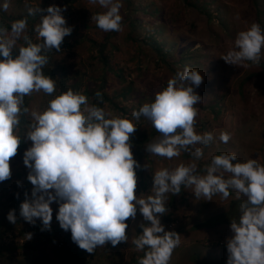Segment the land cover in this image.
Returning a JSON list of instances; mask_svg holds the SVG:
<instances>
[{
    "label": "clouds",
    "instance_id": "1",
    "mask_svg": "<svg viewBox=\"0 0 264 264\" xmlns=\"http://www.w3.org/2000/svg\"><path fill=\"white\" fill-rule=\"evenodd\" d=\"M106 11L92 16L98 28L105 32L122 31L121 8L123 0H88ZM8 0L0 8L7 10ZM46 11L35 31L42 43H33L27 35V19L11 24L10 31L0 26V182L12 175L10 160L15 157L22 142L18 134L20 116L29 113L23 107L24 97L33 92H55V81L44 75L48 64L45 54L60 50L64 38L73 31L66 26L58 5L46 10L29 8V15ZM23 35L27 46L13 55L16 41ZM264 53V28L259 23L239 31L234 46L221 58L229 65L246 66V61L259 62ZM203 76L196 69L185 68L170 78L167 86L156 93L154 100L144 103L132 117L148 119L161 134L158 141L147 144L153 155L171 159L181 150L190 151L196 145H208L211 132L198 134L194 129L196 105L202 97L195 91ZM100 96V93H96ZM33 123L26 138L31 147L23 155L29 169L27 180L33 188L20 204L19 215L35 225L40 220L41 230H50L54 202L58 204L56 220L72 241L82 250L93 253L99 246L111 243L113 247L127 242L128 219L143 216L141 234L134 239L137 249H147L139 264H169L173 251L180 245V235L167 231L161 216L167 212V194L177 195L182 186L190 188L197 199L212 200L221 194L224 199L230 190L243 194L240 217L230 224L233 235L227 240V264H264V165L255 159L239 162L235 153L212 157L199 174L196 163L180 164L173 170L162 168L153 174L151 194L137 196V169L131 135L137 127L133 120L111 117L101 107L89 106L87 97L68 90L49 101L45 111H31ZM220 141L227 143L230 135L222 132ZM194 156H203L200 147ZM225 173L230 174L225 178ZM18 186L23 187L20 181ZM19 193H17V198ZM10 223L17 222L16 210L7 214ZM28 239L32 234L28 233Z\"/></svg>",
    "mask_w": 264,
    "mask_h": 264
},
{
    "label": "rangeland",
    "instance_id": "2",
    "mask_svg": "<svg viewBox=\"0 0 264 264\" xmlns=\"http://www.w3.org/2000/svg\"><path fill=\"white\" fill-rule=\"evenodd\" d=\"M163 2L123 0L120 32H105L98 28L92 16L106 10L89 4L88 0H8V9L0 8V26L10 31L14 21L27 19L23 35L33 43L41 40L35 27L47 12H36L37 16H30L28 9L46 10L51 5L65 8L62 15L66 26L72 27L73 31L64 38L60 50L55 52V58L48 65L66 69L68 85H76L72 91L85 95L89 106L93 105L95 98L98 104L103 99L104 96H97V92L106 93L109 101H103L101 108L113 118H122L123 113L117 106L126 108L128 115H132L144 103L152 102L156 93L163 90L177 72L188 68L201 73L203 82L195 91L203 99L197 104L199 110L194 129L198 134H213L214 138L208 145L198 144L190 151L181 150L178 157L171 159L153 155L147 152L146 146L158 141L161 134L148 119L141 117L136 121L132 118L137 129L129 142L134 158L141 165L137 169V186L141 181L147 186L146 189L139 187L141 191L136 193L142 197L151 194L153 174L162 168L173 170L180 164L196 163L198 173L204 174L212 157L222 153H235L239 162L255 159L264 165V53L259 62L246 61V66L229 65L221 58L234 46L239 31L248 29L254 22L264 28V0H194V3L206 5V10L199 13L192 12V7L185 0L168 1L171 3L166 6ZM257 9L261 11L259 17L254 12ZM178 12L180 17L175 18ZM164 14L178 20V24H172L173 28L181 26L172 35L162 29L163 22L157 19ZM210 29L215 33L212 34ZM23 35L16 41L14 55H18L20 47L27 46ZM106 40L108 59L103 63L99 59L100 47L95 42L104 43ZM154 41L160 42L166 58L159 59ZM140 44H143L141 49ZM183 55L192 56L191 60L183 61ZM168 63H175V72ZM56 70L58 78H61L63 71ZM54 81L57 84V80ZM27 96L30 97L29 113L22 112L18 128V134L23 133V136L33 123L31 111H45L57 92L46 94L40 91ZM214 101H217L215 112L214 108H209ZM201 124L204 127L198 128ZM222 132L230 135L227 143L219 139ZM25 143L26 151L32 142L25 139ZM195 147L203 151L199 159L193 154ZM139 149L141 152H137ZM184 151L188 156L183 154ZM10 165L11 177L0 182V264H139L147 251L137 249L133 243L141 234L142 230L139 234L138 230L144 222L139 212L128 224L127 242L115 247L108 243L88 253L72 241L70 231L60 227L56 220L57 203L51 205L54 211L50 230L42 231L40 220L33 225L20 217V204L25 193L30 196L33 185L27 180L29 169L23 157L16 155L11 158ZM224 175L227 178L230 174ZM17 181L23 187L18 186ZM11 193L16 196L14 200H9ZM244 199L246 197L235 190H230L227 199L221 194L213 195L210 201L203 197L197 199L190 188L183 186L179 194H167V212L160 217L161 223L167 231L177 232L181 241L169 264H196L193 257L210 261L209 264H227V240L233 235L230 224L200 230L189 228L196 222L227 212L234 201ZM12 209L16 210V223L7 220ZM28 233L32 234L30 240Z\"/></svg>",
    "mask_w": 264,
    "mask_h": 264
},
{
    "label": "trees",
    "instance_id": "3",
    "mask_svg": "<svg viewBox=\"0 0 264 264\" xmlns=\"http://www.w3.org/2000/svg\"><path fill=\"white\" fill-rule=\"evenodd\" d=\"M168 1H173V0H164V2H163V4H165V6L167 5V3H171V2H168ZM186 2H189L188 4L192 7V9H191V11L192 12H196V13H199V12H204L205 10H206V5H199V4H197V3H194V0H185ZM199 11V12H198ZM255 12V14L259 17V14H261L260 12V10H256V11H254ZM35 16H37V14L35 13ZM179 16V12L177 13V15L175 16V18L176 17H178ZM180 17V16H179ZM175 18H173V17H171V15H168V16H166L165 14L164 15H159L158 17H157V19L158 20H160V21H162L163 22V25L161 26L162 27V29H164V30H166L167 32H169L170 33V35H172V32H174L175 30H179L180 28H181V26H176L175 28H173V26H172V24L175 22V23H177L178 24V20L177 19H175ZM223 24L224 25H227V23H226V21H223ZM132 25H134V22L132 21ZM263 27H264V21H263ZM210 31H211V33L213 34V33H215V32H213L211 29H210ZM217 36V35H216ZM217 40H218V38H216ZM43 41H42V39L41 40H38L36 43H42ZM107 40H106V42H104V43H97V42H95L96 43V45L97 46H99L100 47V50H99V59L103 62V63H107V59H108V56L106 55V50H107V47H108V45H107ZM155 43H156V45H154V48H155V51H156V54L159 56V59H163V58H166V53L164 52V50H163V48H162V46L159 44L160 42H158V41H154ZM196 42H193L192 44H195ZM143 47V44H140V46H139V49H141ZM187 47V46H186ZM57 50L56 49H52V50H50V51H47L45 54L48 56V60L49 61H51V60H53L55 57H54V55L56 54L55 52H56ZM197 51H199V50H197ZM14 55V54H13ZM15 56V55H14ZM192 56H189V55H186V56H184L183 55V57H182V60L184 61V60H191L190 58H191ZM181 61V60H180ZM182 61V62H183ZM157 62V61H156ZM49 63V62H48ZM175 63H178V62H175ZM174 63V64H175ZM168 64H170V65H172L173 67H171V69L173 70V68H175L174 67V64H172V63H168ZM188 66V65H187ZM56 69H58V71L59 70H62L63 71V73H60V75H61V78H58V72H57V70ZM174 72L176 71V69H174L173 70ZM42 72H43V74L44 75H46V76H48V77H50V78H52L53 80H57V84H56V92H57V96L58 95H60V94H63V93H65V92H67L68 90H73V88L75 89L76 88V85L75 86H71V85H68V77H66V75L68 74V71H66V69H63V68H59V67H56V65L55 64H53V66H52V64H46L44 67H43V69H42ZM105 79H106V76L104 77ZM249 78V77H248ZM247 78V79H248ZM246 79V80H247ZM205 81H206V79H205ZM99 93H100V97L101 96H104L103 97V99L99 102V104L97 103V100H96V98L94 99V102L92 103L93 105H95V106H98V107H101V103L103 102V101H105V102H107V101H109V97L107 96V94L106 93H104V92H101V91H99ZM95 96V95H94ZM97 97V96H96ZM98 98V97H97ZM30 97H28L27 95L24 97V104L22 105V108L23 107H27L29 104H30ZM196 107V109L197 110H199V106H195ZM117 108L119 109V110H121L122 111V113H123V115H122V118H127V119H130V120H132V115H128V113H127V109L126 108H122V107H120V106H117ZM210 108V110H213V108H214V112H215V110L217 109V101H214L213 103H212V105H211V107H209ZM134 119V118H133ZM22 120H24V117H22ZM205 124V123H204ZM204 126H203V124H201L198 128H203ZM154 133H156V131L154 132ZM157 133H159L158 131H157ZM20 135V137H21V139H22V142H21V144H20V146H19V148H18V152H17V155L19 156V157H23V155H24V152H25V146H26V143H25V139H24V137L25 136H23V133L22 134H19ZM141 152V149H139L137 152ZM183 154L185 155V156H188V154L184 151L183 152ZM139 187L140 188H143L144 187V189H146V183H143L142 181L139 183V185L137 186V189H136V193L137 192H140L141 191V189H139ZM16 198V196H15V194H13V193H11L10 194V197H9V200H14ZM246 199H244V200H236V201H234L233 203H232V205H231V208H230V210H228L227 212H225V213H221V214H217V215H214V216H212V217H209V218H207V219H205V220H203V221H200V222H196L195 224H193V226H191V228H189L190 230H200V229H202V228H213V227H216V226H218V225H222V224H231V221L232 220H238L239 219V217H240V205H241V203H243L244 201H245ZM19 202H21V200L19 201ZM237 209H238V211H237ZM131 219L132 218H129L128 219V224L130 223V221H131ZM141 230H142V228L140 227L139 228V230H138V234L141 232ZM193 259H195V263L196 264H209L210 263V261H201L200 259H199V257L197 258H194L193 257Z\"/></svg>",
    "mask_w": 264,
    "mask_h": 264
}]
</instances>
